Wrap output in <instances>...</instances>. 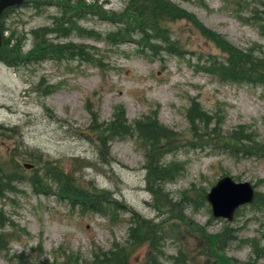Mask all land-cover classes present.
Segmentation results:
<instances>
[{"label":"rangeland","instance_id":"obj_1","mask_svg":"<svg viewBox=\"0 0 264 264\" xmlns=\"http://www.w3.org/2000/svg\"><path fill=\"white\" fill-rule=\"evenodd\" d=\"M96 1L122 13L129 0ZM172 1L237 49L264 51V36L251 24L254 4H244L239 10L236 0ZM59 15L57 6L37 10L21 4L6 19V37L15 32V39H25L24 51L29 52L35 44L33 33L52 27L54 17ZM81 26L103 37L123 27L96 16L87 17ZM165 26L177 43V53L164 48L142 51L137 44L111 45L103 39L95 41L72 33L68 38L52 34L47 41L94 47L92 51L102 60V66L79 58L52 57L18 68L0 61V156L18 160L23 169L25 164L34 166L22 171L25 179L18 184L17 192L0 199V210L7 219L0 233L10 242L8 254L0 255V264H13L10 258L21 256L36 263L53 262L55 258L62 261L64 254L91 259L98 249L106 251L126 244L132 211L156 224L176 226L177 238L171 237L166 243L169 255L180 249L196 258L200 254L203 241L191 223L210 234L219 233L227 225L237 229L238 240L226 253L242 262L256 258L248 240H260L264 249V210L254 204L245 206L228 223L213 216L206 199L225 175L238 182H252L257 193L264 195V155L235 154L225 147L226 141L237 144L233 138L237 130L264 145V86L223 82L210 74L207 68L211 61L227 55L192 21L181 19ZM193 100L214 119L209 129L200 125L195 134L189 118ZM116 109L125 112L130 125L146 117L157 118L174 132L165 141L173 150L161 156L160 163L176 162L181 167L174 181L155 180L151 184L163 200L158 201L150 188L149 180L154 177L140 133L103 144L96 132L98 126L112 121ZM246 145L247 149L251 147L250 142ZM49 165L63 169L77 186L106 190L126 210H118L112 219L84 211L71 198L60 196L56 187L50 195L36 192L29 179L37 172L42 177ZM170 200L181 205L172 207ZM146 253L145 247L133 262L144 259ZM257 264H264V257Z\"/></svg>","mask_w":264,"mask_h":264},{"label":"trees","instance_id":"obj_2","mask_svg":"<svg viewBox=\"0 0 264 264\" xmlns=\"http://www.w3.org/2000/svg\"><path fill=\"white\" fill-rule=\"evenodd\" d=\"M236 2L239 10L244 8V4L246 6L255 5L251 9V24L257 26L261 35L264 36V0H236ZM23 5L37 10L48 6H57L61 9V15L54 17L52 27H43L33 33L35 44L29 52L24 51L25 39H15V32L9 37H5L4 46L0 49V61L9 67L18 68L26 63L42 62L52 57L59 59L79 58L81 61L102 66V60L92 51L95 49L94 47L83 44L76 46L58 43L54 45L47 41V37L52 34H56L59 38H68L72 33H76L95 41L106 40L111 45L132 43L139 45L142 51L149 49L158 52L164 48L163 51L166 50L174 54L177 53V43L171 39V34L165 24L185 19L192 21L202 34L216 41L223 47L222 50L227 55L221 60L214 58L211 61L207 68L210 74L217 76L223 82L264 86V51L262 49L250 50L249 52L237 49L224 38L207 30L192 14L172 0H129L122 13L114 12L96 0L90 2L88 0H24ZM15 7L18 6L8 8L0 17V28L4 33L8 31L6 19ZM89 16H96L113 24L123 25V27L120 26L116 30L106 33L103 37L101 33L81 26V21ZM164 44L166 48L163 46ZM189 118L194 134L200 125H203L202 129H209L214 120L203 111L202 105L195 100H193L189 111ZM2 129L0 127V134H3ZM212 131L217 133L216 129H212ZM96 132H99L103 144L127 135L135 136L139 132L140 137L146 143L148 166L154 177V179L149 180L150 188L152 189L151 184L156 182L155 180L163 183L174 181L175 174L181 165L176 162L168 165L160 163V157L173 150V148L166 147L165 141L170 140L174 132L168 131L158 122L157 118L146 117L142 121H137L135 125H130L125 112L116 109L112 121L98 126ZM233 138L237 144L226 141L225 147L235 154L257 153L264 155V145L259 144L256 138L250 135L244 136L243 132L239 130L234 132ZM246 142L251 143V147L248 149L245 147L247 146ZM157 145H160V149L157 148ZM24 169H26L25 166ZM24 169L18 160L13 158L3 160L0 156V199H5L10 194L17 192L18 184L25 179L22 172ZM29 182L36 192L45 195L52 194V189L56 187L60 196L71 198L72 203L80 206L84 211L112 218V215L116 214L118 210H126V206L115 200L112 194L106 190H99L93 186L91 188L77 186L71 175L65 173L57 165L46 166L42 177L37 172L36 175L30 177ZM152 191L158 201L160 198L163 200L158 194V190L152 189ZM169 203L172 207L181 205L180 202L173 203L171 200ZM255 205L264 210V195L257 193ZM169 211L172 215L177 216L175 211L173 212V208H169ZM131 214L133 221L126 244L114 245L113 249L106 251L98 249L93 253L91 259L84 258L82 254H64L61 257L62 261L60 258H55L53 262L45 260L36 263L25 256H21L17 260L11 257L10 261L13 264H257L259 259L264 257V249L261 247L260 240L256 238L248 240V244L252 246L253 254L256 256L255 261L242 262L236 258L228 257L226 250L238 240L239 231L227 225L219 233L210 234L207 233L206 228L194 223L191 224L195 230H199L198 235L203 241L197 258L182 249L175 255H169L166 251V243L171 237L177 238L175 236L176 226L169 227L167 224H156L152 220L141 217L135 211H132ZM164 214L166 213H160V216ZM179 217H183V214H180ZM6 224L7 219L3 211L0 210V227L3 228ZM185 224L189 226L188 223ZM9 246L10 242L0 233V255L4 252L8 254ZM145 247L147 253L144 259L133 262L135 255ZM200 259L205 260L201 263Z\"/></svg>","mask_w":264,"mask_h":264},{"label":"water","instance_id":"obj_3","mask_svg":"<svg viewBox=\"0 0 264 264\" xmlns=\"http://www.w3.org/2000/svg\"><path fill=\"white\" fill-rule=\"evenodd\" d=\"M23 2L24 0H0V17L8 8L20 6ZM6 36V33L0 28V49L4 46ZM33 167V165L25 164L26 169ZM256 196L257 189L252 182H238L232 176L225 175L211 188L206 199L215 218L232 223L237 211L252 205Z\"/></svg>","mask_w":264,"mask_h":264}]
</instances>
